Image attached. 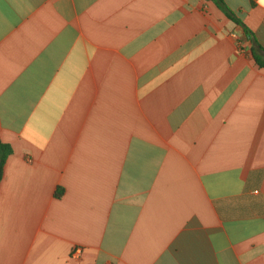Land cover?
<instances>
[{"label":"crops","instance_id":"crops-1","mask_svg":"<svg viewBox=\"0 0 264 264\" xmlns=\"http://www.w3.org/2000/svg\"><path fill=\"white\" fill-rule=\"evenodd\" d=\"M252 46L212 0H0V264H264Z\"/></svg>","mask_w":264,"mask_h":264},{"label":"trees","instance_id":"trees-1","mask_svg":"<svg viewBox=\"0 0 264 264\" xmlns=\"http://www.w3.org/2000/svg\"><path fill=\"white\" fill-rule=\"evenodd\" d=\"M217 4V6L227 15V17L232 20L234 23L240 25L244 29V33L247 37V39L253 44L251 52L252 56L258 63L260 67H264V63L262 61H259V58L257 54L260 55L264 54V48L259 45L257 40L254 37V34L251 30H249L244 23L241 21V19L238 18V16L225 4L224 0H212ZM12 153V148L9 144L1 143L0 142V162L1 165L4 164L7 156H9ZM1 179V175H0ZM62 195V190L59 188L56 192V196L59 197Z\"/></svg>","mask_w":264,"mask_h":264},{"label":"built area","instance_id":"built-area-1","mask_svg":"<svg viewBox=\"0 0 264 264\" xmlns=\"http://www.w3.org/2000/svg\"><path fill=\"white\" fill-rule=\"evenodd\" d=\"M82 253V249L80 247H77L74 249L73 253H72V257H79V255Z\"/></svg>","mask_w":264,"mask_h":264},{"label":"water","instance_id":"water-1","mask_svg":"<svg viewBox=\"0 0 264 264\" xmlns=\"http://www.w3.org/2000/svg\"><path fill=\"white\" fill-rule=\"evenodd\" d=\"M0 173H1V164H0Z\"/></svg>","mask_w":264,"mask_h":264}]
</instances>
